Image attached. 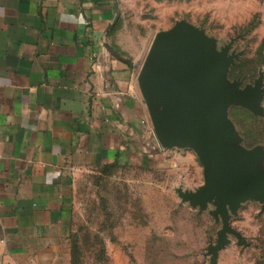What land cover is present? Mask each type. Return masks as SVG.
<instances>
[{
	"label": "crops",
	"instance_id": "obj_1",
	"mask_svg": "<svg viewBox=\"0 0 264 264\" xmlns=\"http://www.w3.org/2000/svg\"><path fill=\"white\" fill-rule=\"evenodd\" d=\"M119 14L118 0H0V264H71L84 176L163 161L144 53L113 44Z\"/></svg>",
	"mask_w": 264,
	"mask_h": 264
},
{
	"label": "rangeland",
	"instance_id": "obj_2",
	"mask_svg": "<svg viewBox=\"0 0 264 264\" xmlns=\"http://www.w3.org/2000/svg\"><path fill=\"white\" fill-rule=\"evenodd\" d=\"M118 2L120 14L112 30L117 51L145 56L157 30L184 19L213 37L216 50L231 42L228 52L237 56L228 80L240 79L243 87L260 72L264 75V0ZM227 112L241 145L264 148L263 114L238 104L229 105ZM155 143L160 146L156 138ZM161 149L160 166L112 164L84 176L71 209L73 264H211L208 246L216 242L221 218L210 212L211 202L200 208L178 192L202 183V165L190 147ZM229 223L242 240L228 232L214 264H264L262 202H242Z\"/></svg>",
	"mask_w": 264,
	"mask_h": 264
},
{
	"label": "water",
	"instance_id": "obj_3",
	"mask_svg": "<svg viewBox=\"0 0 264 264\" xmlns=\"http://www.w3.org/2000/svg\"><path fill=\"white\" fill-rule=\"evenodd\" d=\"M231 42L214 46V38L184 19L155 32L140 65L137 82L146 102L153 134L161 146L190 147L202 165L203 181L195 190L178 188L183 199L220 216L216 242L209 244L211 264L228 232L242 236L229 223L242 202L258 199L264 206V148L239 143L228 106L242 105L264 115L263 73L252 84L227 79L236 53Z\"/></svg>",
	"mask_w": 264,
	"mask_h": 264
},
{
	"label": "trees",
	"instance_id": "obj_4",
	"mask_svg": "<svg viewBox=\"0 0 264 264\" xmlns=\"http://www.w3.org/2000/svg\"><path fill=\"white\" fill-rule=\"evenodd\" d=\"M70 248H71V255H72V263L73 264V257H74V251H73V247H72V243L70 244Z\"/></svg>",
	"mask_w": 264,
	"mask_h": 264
},
{
	"label": "flooded vegetation",
	"instance_id": "obj_5",
	"mask_svg": "<svg viewBox=\"0 0 264 264\" xmlns=\"http://www.w3.org/2000/svg\"><path fill=\"white\" fill-rule=\"evenodd\" d=\"M263 78H264V75H263V77H262V81H263V84H262V85H264V79H263Z\"/></svg>",
	"mask_w": 264,
	"mask_h": 264
}]
</instances>
